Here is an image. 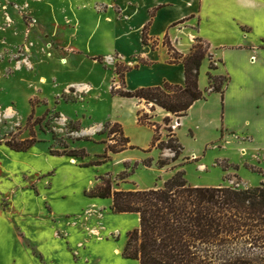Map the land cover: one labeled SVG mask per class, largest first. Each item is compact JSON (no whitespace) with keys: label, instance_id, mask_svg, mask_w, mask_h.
Wrapping results in <instances>:
<instances>
[{"label":"rangeland","instance_id":"1","mask_svg":"<svg viewBox=\"0 0 264 264\" xmlns=\"http://www.w3.org/2000/svg\"><path fill=\"white\" fill-rule=\"evenodd\" d=\"M130 1L118 0L127 13L134 5ZM226 1L203 0L204 16H213ZM73 7L68 0H0V264H138L122 257L138 216L113 213L110 199L86 193L101 178L109 179L115 191L161 188L178 169L158 167L155 133L133 121L131 105L113 94L125 90L123 74L130 66L113 53L117 44L112 25L102 22L95 30L94 25L97 15L112 9L120 17L121 10L103 3L81 5L79 12ZM144 104L147 110L141 114L151 117V106ZM107 123L120 124L132 148L108 153L106 161L95 165L114 143L110 128L97 134ZM171 123L164 122L163 140L159 126L160 141L167 142L169 129L174 131ZM32 135L36 143L26 152L4 144ZM189 138L186 143L178 140L183 147L178 160L195 146ZM68 150L83 151L84 156L51 155ZM214 154L202 150L197 162L206 163ZM224 155L228 161L218 164L216 174L200 173L194 163L177 171L184 172L188 184H210L216 176L220 182L221 174L237 171L247 159L239 151ZM161 160L168 165L178 161ZM260 165L251 167L264 177ZM228 180L231 188L244 190L236 173Z\"/></svg>","mask_w":264,"mask_h":264},{"label":"crops","instance_id":"2","mask_svg":"<svg viewBox=\"0 0 264 264\" xmlns=\"http://www.w3.org/2000/svg\"><path fill=\"white\" fill-rule=\"evenodd\" d=\"M68 2L72 7L76 5V9L73 8L77 12L81 10L78 8L81 5L92 8L97 3L115 5L121 10L120 17L115 16L112 9L101 16L97 15L94 30L102 22L112 25L117 44L113 53H117L122 62L130 66L124 74L126 91L160 87L165 82L184 85L183 64L170 62V53L163 44L165 38L182 56L190 53L197 38L208 44L209 54L216 67L212 74L226 76L229 80L223 94L213 92L207 77L211 61L208 57L203 60L204 72L199 74L198 87L206 97L195 101L185 116L177 117L179 126L173 131L183 143H186L184 139L189 134L195 146L185 152L189 156H182L177 162L166 165L167 171L172 172L176 166L180 170L186 163H194L198 172L216 174L220 170L218 164L228 161L224 153L232 150L239 151L242 157L247 153V159L239 162L237 171L228 170L221 174L223 183L218 182L216 176L210 184L190 185L230 187L228 177L235 173L245 183L243 189L257 187L264 181L261 174L248 171L247 168L244 169L245 173L241 171L242 167L264 165V0H227L210 17L203 14V0H131L134 4L131 13H127L118 0ZM146 25L149 42L143 45L142 35ZM201 74H204V80ZM120 98L131 105L130 116L141 125L137 113L147 110L145 102ZM149 105L153 107L150 111L151 121L161 127L163 140L166 138L164 119L173 120L176 116L161 107ZM118 122L125 125L121 119ZM151 129L155 133L154 128ZM220 129L223 134L218 135ZM218 141L219 144H215ZM144 147H148L147 140ZM202 150L217 154L206 162L208 164L199 163L198 156ZM158 151V161L163 158H170L171 161L170 151ZM208 165L212 166V171L208 170ZM176 172L170 174L169 178Z\"/></svg>","mask_w":264,"mask_h":264},{"label":"trees","instance_id":"3","mask_svg":"<svg viewBox=\"0 0 264 264\" xmlns=\"http://www.w3.org/2000/svg\"><path fill=\"white\" fill-rule=\"evenodd\" d=\"M147 27L143 29V45L149 42ZM163 44L170 53V62L183 64L184 85L165 82L160 87L122 90L114 92V95L144 100L178 118L185 116L195 101L205 98L198 87V77L200 65L206 57L211 61L207 73L210 89L223 94L229 79L212 74L216 67L208 44L195 39L187 56L180 55L167 38ZM96 60L100 62L101 57ZM137 116L141 125L154 127L152 146L170 151L173 155L171 162L177 161L183 147L174 133L169 129L167 142L160 141L159 126L151 122V117L141 112ZM164 122L168 124L170 119L166 118ZM105 129H109V134H115L112 138L114 143L106 146L101 160L96 161L95 165L106 161L108 153L115 154L132 148L120 124L107 123L104 130L97 134H103ZM35 143L33 135L22 141L12 137L4 142L14 152H26ZM51 155L76 157L84 156V152L51 151ZM144 164L149 165L148 162ZM157 165L162 168L168 163L160 159ZM246 168L258 173L254 167ZM235 169L238 170V167ZM100 181L99 185L86 193L88 197L110 199L113 213L136 214L139 218L138 227L127 234L123 258L135 260L138 264H264V181L257 187L244 190L193 187L186 181L183 171H177L161 188L149 190L115 191L109 179L101 178Z\"/></svg>","mask_w":264,"mask_h":264},{"label":"built area","instance_id":"4","mask_svg":"<svg viewBox=\"0 0 264 264\" xmlns=\"http://www.w3.org/2000/svg\"><path fill=\"white\" fill-rule=\"evenodd\" d=\"M178 126H179V120H178V118L176 117V118H174V119L172 120V123H171L170 127L172 128V130H175Z\"/></svg>","mask_w":264,"mask_h":264}]
</instances>
